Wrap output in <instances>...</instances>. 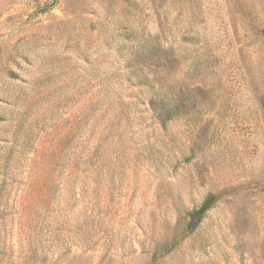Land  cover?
Instances as JSON below:
<instances>
[{"label": "rangeland", "instance_id": "rangeland-1", "mask_svg": "<svg viewBox=\"0 0 264 264\" xmlns=\"http://www.w3.org/2000/svg\"><path fill=\"white\" fill-rule=\"evenodd\" d=\"M0 264H264V0H0Z\"/></svg>", "mask_w": 264, "mask_h": 264}, {"label": "trees", "instance_id": "trees-1", "mask_svg": "<svg viewBox=\"0 0 264 264\" xmlns=\"http://www.w3.org/2000/svg\"><path fill=\"white\" fill-rule=\"evenodd\" d=\"M151 104L155 109H158L159 117L163 124H166L169 119L173 118L174 115L179 112L177 108L171 107L168 96L163 95L162 93L154 95L151 99ZM213 204L214 198L209 197L198 210H195L193 213V218L190 221V226L193 228L196 227L202 220L204 214L210 209Z\"/></svg>", "mask_w": 264, "mask_h": 264}]
</instances>
